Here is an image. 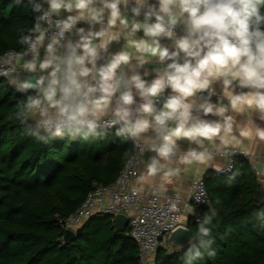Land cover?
<instances>
[{"label":"clouds","instance_id":"1","mask_svg":"<svg viewBox=\"0 0 264 264\" xmlns=\"http://www.w3.org/2000/svg\"><path fill=\"white\" fill-rule=\"evenodd\" d=\"M28 2L40 14L19 37L26 51L0 60V76L16 91L32 93L18 103L13 118L32 120L29 132L38 140L47 142L42 133L88 139L116 128L117 136L137 143L152 133L146 150L154 155L146 175L167 182L180 174V168L167 167L177 153L185 166L234 154L230 146L251 133L233 113L251 110L264 121V0ZM62 13L67 15L61 18ZM121 39L120 50L111 52ZM165 39L170 43H162ZM18 60L31 76L20 78ZM147 65L158 66L149 70ZM255 137L264 141V127H256ZM180 141L187 142L186 150ZM210 145H216L214 151ZM169 211H177L176 205ZM210 211L189 241L188 264L201 248H211L206 225L215 210Z\"/></svg>","mask_w":264,"mask_h":264},{"label":"trees","instance_id":"2","mask_svg":"<svg viewBox=\"0 0 264 264\" xmlns=\"http://www.w3.org/2000/svg\"><path fill=\"white\" fill-rule=\"evenodd\" d=\"M37 15L28 0H0V55L23 49L21 32L27 34ZM29 94L0 77V264H139L128 227L116 230L108 215L92 216L74 239L62 240L58 218L80 205L92 180L113 182L125 160L116 171L100 170L94 159L113 156L99 154L86 139L42 133L45 142L32 136L34 123L13 118ZM109 172H115L111 181H102ZM203 181L209 204L200 208L198 224L189 219L187 225L195 236L214 209L206 225L213 243L190 264H264V201L248 164L241 161L238 167L234 160L230 174L207 173ZM189 247L159 249L152 264H188Z\"/></svg>","mask_w":264,"mask_h":264},{"label":"built area","instance_id":"3","mask_svg":"<svg viewBox=\"0 0 264 264\" xmlns=\"http://www.w3.org/2000/svg\"><path fill=\"white\" fill-rule=\"evenodd\" d=\"M44 7L46 10L47 5L45 4ZM63 17L65 16L62 14L61 18ZM52 19L54 23L57 17ZM45 27L49 26L45 25ZM50 31H54V29L50 28ZM25 51L26 46L21 50L8 49L0 55V60L6 59V53H23ZM165 96L167 95L165 94ZM162 102L163 100L158 104L159 107L162 106ZM109 129L116 128L104 130ZM129 140L132 149L116 179L108 184L92 180L90 189L80 205L66 217L58 218V224L63 233L66 230L76 233L88 219L96 214L108 215L112 221L118 214L125 215L129 236L137 246L139 264H152L153 254L157 250H171L168 237L175 228L187 225L189 219L196 224L201 221L200 208L209 204V198L201 176L191 178L189 192L185 198H182L177 191L162 196L151 191L144 194L140 193L131 184V181L138 174V164L145 145L141 140L137 143ZM211 150L214 151L215 147ZM230 152L234 154H215L213 156V158L218 157L224 160V164L217 169V174H230L237 156H243L249 162L251 160L250 156L245 155L241 149L230 147ZM201 191L204 193L203 196H201ZM197 196H200L199 201L196 199ZM172 204L176 205L177 211H169Z\"/></svg>","mask_w":264,"mask_h":264},{"label":"crops","instance_id":"4","mask_svg":"<svg viewBox=\"0 0 264 264\" xmlns=\"http://www.w3.org/2000/svg\"><path fill=\"white\" fill-rule=\"evenodd\" d=\"M150 2L155 3V0H150ZM64 16L67 15V13H62ZM130 14V13H129ZM140 19H143L141 16ZM78 27H87L85 24H78ZM99 26H97L98 29ZM178 34H182V29H177ZM142 31L138 33V36H142ZM162 43L169 44L170 41L167 39L163 40ZM124 44V40L121 39L120 43L113 42L110 51L115 53L116 51H119L122 45ZM43 56V49H41V58ZM30 58V57H29ZM23 60H19L16 65L18 68V74L21 79L26 77L27 73H24L22 69L20 68V65L23 64ZM158 65H147L146 67L151 70L153 67H157ZM143 70H141V73ZM154 78V74L149 75L146 77L149 81ZM220 88L217 86V91H219ZM170 89L166 90L165 94L168 95L170 93ZM247 91V90H245ZM206 95V93H205ZM217 97L213 96L212 101L216 102ZM227 103V101H225ZM159 107V105H158ZM233 115L236 117L238 123L240 125H247V129L250 131L251 135L248 139H243V142L239 145L235 146L234 148L241 149L245 153H248L247 155L250 156L251 160L250 162L243 156H237L235 158V161H237V165L239 167L240 162H246L250 169L255 174L257 181L260 186L261 191V198L264 200V141H259L255 137V130L256 127H264V121H260L254 112L251 110L246 111L244 114H235ZM212 118V117H208ZM29 122L34 123L32 120H29ZM116 129H109V130H101V134L97 137H89L86 139V143H91L93 148L95 150H99V154L103 153V156L107 153L112 154V159H106V158H95V164L99 166L98 169L100 170H114L116 171V167L120 165L125 159L126 156H128L131 152L132 146L129 139H126L124 137H119L116 134ZM83 139V138H82ZM152 139V133L146 134L144 138L141 139L143 144L145 145V149L141 153L140 162L138 164V174L137 176L131 181V184L134 185L138 191L142 194L148 193V192H155L158 195H165L172 191H177L179 195L182 198H185L189 192V184L190 180L193 176H203L207 173H216L217 169L220 168L224 164V160L222 158H213L207 165H198V164H192V165H181L179 163V155L181 153H177V157L174 158V162L172 164H169L167 167L169 168H180V174L178 176H174L170 178L169 181H165L161 178L160 175L156 177H147L146 175V169L147 164L149 163V159L152 156V152H149L146 150L147 144L151 142ZM180 147L182 150H186L188 147V144L186 141H180ZM218 143V142H217ZM210 149L216 147V145H210ZM231 147V146H230ZM94 164V165H95ZM113 173L115 172H109L108 174L102 175V181H111L113 178Z\"/></svg>","mask_w":264,"mask_h":264},{"label":"water","instance_id":"5","mask_svg":"<svg viewBox=\"0 0 264 264\" xmlns=\"http://www.w3.org/2000/svg\"><path fill=\"white\" fill-rule=\"evenodd\" d=\"M37 3L42 2V0H36ZM26 76H31L27 73ZM21 121V120H20ZM127 218L125 215L118 214L114 217L113 225L116 230L123 231L126 227ZM76 233L71 230H66L63 233L64 241H71L74 239ZM194 237V234L189 229L188 225H182L175 228L168 237V244L171 249H182L189 245V241Z\"/></svg>","mask_w":264,"mask_h":264}]
</instances>
